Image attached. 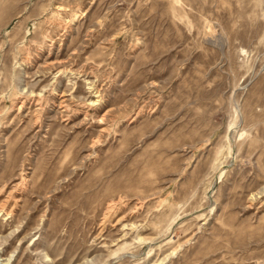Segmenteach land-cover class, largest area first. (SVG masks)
Returning a JSON list of instances; mask_svg holds the SVG:
<instances>
[{
  "label": "rangeland",
  "instance_id": "374dc122",
  "mask_svg": "<svg viewBox=\"0 0 264 264\" xmlns=\"http://www.w3.org/2000/svg\"><path fill=\"white\" fill-rule=\"evenodd\" d=\"M0 264H264V0H0Z\"/></svg>",
  "mask_w": 264,
  "mask_h": 264
}]
</instances>
